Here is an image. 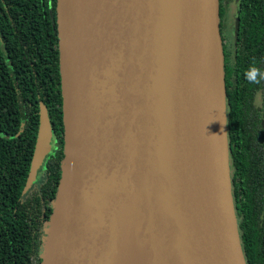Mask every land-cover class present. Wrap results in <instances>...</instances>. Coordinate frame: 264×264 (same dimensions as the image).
Instances as JSON below:
<instances>
[{"label":"water","instance_id":"95a60500","mask_svg":"<svg viewBox=\"0 0 264 264\" xmlns=\"http://www.w3.org/2000/svg\"><path fill=\"white\" fill-rule=\"evenodd\" d=\"M63 157L39 264H247L219 0H56ZM44 105L25 193L51 150Z\"/></svg>","mask_w":264,"mask_h":264},{"label":"trees","instance_id":"16d2710c","mask_svg":"<svg viewBox=\"0 0 264 264\" xmlns=\"http://www.w3.org/2000/svg\"><path fill=\"white\" fill-rule=\"evenodd\" d=\"M55 7L56 0H0V264H39L42 227L60 178L63 123ZM237 19L234 46L229 50L225 43L224 63L226 87L231 85L240 102L248 88H264V79L253 85L244 76L251 65L264 72V0H240ZM232 66L234 79L228 76ZM226 99L231 151L228 94ZM40 105L56 139L24 193ZM247 163L242 154L237 165ZM241 171L245 181L232 196L241 244L247 264H264V181L250 185L249 175Z\"/></svg>","mask_w":264,"mask_h":264},{"label":"flooded vegetation","instance_id":"af4514ba","mask_svg":"<svg viewBox=\"0 0 264 264\" xmlns=\"http://www.w3.org/2000/svg\"><path fill=\"white\" fill-rule=\"evenodd\" d=\"M232 2L235 5V13L231 17L230 9ZM222 3L225 4L223 6L224 24H221L222 16L219 11V30L222 38L225 61V43L228 45L229 50L234 46L233 40L235 37V30L237 26L240 0H219V10ZM230 69V71L234 70L233 66ZM227 72L228 71H225V74H227ZM234 74L235 73L232 71L230 75H228L229 78L231 79L232 76V79H234ZM226 90L228 96L231 99L228 124L230 133L234 138L233 141V138L230 135L232 149L231 151L229 150V166L231 176V192L233 196L234 194L236 195V193H234V188L237 185H241L245 181L243 179H240L242 169H244L245 173L249 175L251 181H247L250 183V185L258 184L260 183V181H264V88H248L247 93L244 96L246 100L240 102L236 101V98H238V96L234 93L231 85H227ZM55 139L56 138L52 129V137L50 142L51 150L49 154L52 152L55 144ZM242 154H245L247 156L248 163L246 166L240 168L237 163L239 162ZM40 171L41 170H39V172ZM258 178L259 181L253 183V181L257 180ZM239 191L242 192V190Z\"/></svg>","mask_w":264,"mask_h":264},{"label":"clouds","instance_id":"9594fccd","mask_svg":"<svg viewBox=\"0 0 264 264\" xmlns=\"http://www.w3.org/2000/svg\"><path fill=\"white\" fill-rule=\"evenodd\" d=\"M245 79L248 80L250 84H257L261 79H264V72H262L255 65H251L244 73Z\"/></svg>","mask_w":264,"mask_h":264},{"label":"rangeland","instance_id":"374dc122","mask_svg":"<svg viewBox=\"0 0 264 264\" xmlns=\"http://www.w3.org/2000/svg\"><path fill=\"white\" fill-rule=\"evenodd\" d=\"M230 13H231V17L233 16V14L235 13V5H234V3L232 2L231 3V9H230ZM232 20H233V18H232Z\"/></svg>","mask_w":264,"mask_h":264}]
</instances>
